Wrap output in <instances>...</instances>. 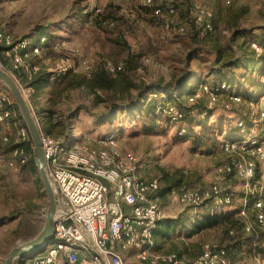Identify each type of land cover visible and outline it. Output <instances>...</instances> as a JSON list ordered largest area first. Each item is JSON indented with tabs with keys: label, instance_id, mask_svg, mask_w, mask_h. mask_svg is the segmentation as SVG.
<instances>
[{
	"label": "rangeland",
	"instance_id": "1",
	"mask_svg": "<svg viewBox=\"0 0 264 264\" xmlns=\"http://www.w3.org/2000/svg\"><path fill=\"white\" fill-rule=\"evenodd\" d=\"M195 3L212 9L213 32L203 34L196 26L192 14ZM176 5L178 12L173 19L185 25L183 33L168 31L160 20L152 21L153 17L145 15V9L137 0H0V29L11 32L17 38L34 39L39 36L37 28L47 29V37L58 46L45 47L40 55L31 56L28 63L50 71L73 65L83 57L89 58L94 66L105 62L121 63L127 55L116 43V38L121 36L132 52L141 55L136 70L137 80L169 81L185 73L184 69L191 76L193 74L184 89L187 94L199 87L201 78L207 84L212 83L215 76L211 75V68L217 61L216 57H221L224 62L232 58L234 52L239 55L240 46L248 49L246 37L232 41L230 36L234 29H251L258 33L264 27V5L259 0H188L183 8L176 0ZM86 8L94 16L112 15L116 24L110 26L109 32L98 28L94 19L83 17ZM190 51L193 55L188 56ZM109 97L104 92L95 96L85 90H73L61 96L60 110L74 115L64 138L65 143L82 141L96 146L99 137L113 134L117 147L136 154L141 175L160 180L163 190L159 195L168 193L162 200L165 207H169V214L178 216L185 213L190 220H200L206 208L181 204L176 196L183 189H202L211 185L214 169L229 160L221 150L220 141L226 136H235L238 122L244 120L247 113L234 103L233 107L238 108L240 113L232 114L223 109L229 100L224 94L219 97L220 103L213 115L198 118L192 126L189 124L192 138L188 137V133L186 137L179 135L180 123H166L165 120L158 123L153 133L144 134L142 126L150 121L147 113L109 108L102 100ZM9 134L12 140L16 139L14 126H11ZM203 134L209 137L207 145L192 143V139ZM14 181L17 182L16 191L10 193L6 190L0 197V264H5L13 246L31 240L40 232L48 207V198L44 201L39 197L30 176L14 177ZM223 185L233 189L236 195L233 205L222 211L220 217L236 208L243 195L242 180L227 178ZM188 225L190 229L192 226ZM178 230L180 228L171 232L172 236L164 241L163 248L184 249L188 259L197 257L205 243L222 244L219 226L199 230L190 236H181ZM262 258L264 253L243 252L238 261L230 262L260 264L258 259ZM127 261V264H138V260L131 256L127 257Z\"/></svg>",
	"mask_w": 264,
	"mask_h": 264
},
{
	"label": "built area",
	"instance_id": "2",
	"mask_svg": "<svg viewBox=\"0 0 264 264\" xmlns=\"http://www.w3.org/2000/svg\"><path fill=\"white\" fill-rule=\"evenodd\" d=\"M259 1L264 5V0ZM139 2L152 5L154 0ZM177 12L176 7L168 4L154 7L151 14L163 20L168 31L183 33L185 25L173 19ZM192 14L203 34L214 31V14L210 7L195 3ZM262 37L264 39V29ZM46 44L58 46L46 36L35 41L16 38L11 32L0 29L1 54L7 58L6 63L0 59V65L15 77L28 98L31 88L23 85L18 72L23 67L29 75L36 72L38 67L30 66L28 60L32 55L41 54ZM250 47L257 54H264V42L253 40ZM105 66L115 74L122 68V63L105 62ZM94 67L89 58L83 57L57 71L71 69L89 77ZM228 88L226 82L217 85L201 82L185 99L192 104L207 95V105L213 108L220 103L219 97L224 95L221 92ZM227 96L226 109L231 108L232 103L242 102L240 95L232 93ZM156 110L174 120L183 116L173 102H164ZM248 118L251 127L248 128L242 119L237 124L239 137L222 140L221 150L230 159L214 169L211 185L202 189H183L176 199L194 208L204 206L211 215L221 213L233 205L236 195L233 189L223 185L224 180L238 178L243 181L239 215L245 219V230L264 233V94L251 102ZM22 121L11 93L0 89V141L7 143L10 140L11 126L16 129L18 141L31 140ZM98 142L96 146L82 141L67 144L41 130L48 175L59 193L58 214L52 239L42 249L26 256L24 263L127 264L124 251L136 249L135 257L143 264H231L227 249L213 243L203 244L200 254L191 260L173 252H158L155 229L165 218L159 201L160 180L141 175L136 154L117 147L113 134L99 137ZM29 158L25 148L17 146L8 159L0 156V169L18 168ZM258 260L264 264V258Z\"/></svg>",
	"mask_w": 264,
	"mask_h": 264
},
{
	"label": "trees",
	"instance_id": "3",
	"mask_svg": "<svg viewBox=\"0 0 264 264\" xmlns=\"http://www.w3.org/2000/svg\"><path fill=\"white\" fill-rule=\"evenodd\" d=\"M171 1L172 2H170V0H154L152 5H143L140 2L139 3L142 8L145 9V15L151 17L152 9L157 6L164 7L168 4H172L178 10L176 1ZM83 17L94 19L95 26L108 32L110 31L108 30L110 29V26L116 24L115 18L110 14H102L101 16L98 14L97 16H94V13L91 10H88L86 13L83 11ZM152 17V21L160 20L164 22L154 16ZM37 29L39 36L36 39L31 37L20 38H31L36 41L40 36L47 37V33H49L47 29ZM260 29L261 32L258 33L251 29L246 31L234 29L230 36L232 41L246 37L248 40V49L244 50V48L240 46L241 53L237 55L234 52L232 58L225 60L224 62L221 60V57H216L217 61L211 68V75L215 76L212 79L211 85L226 82L229 85V88L222 91V94L227 95L234 93L242 97V102L235 104L242 107V112L247 113L244 120L248 128L251 127V122L248 118L250 104L264 94V54H257L250 47V42L253 40L264 42L262 37L264 27ZM116 43L121 45L122 49L127 52V55L124 61L121 62L122 68L115 74L108 71L105 63L96 65L92 75L89 77L71 69L61 72L50 71L43 66H40L39 69L31 75L27 73L24 67L18 72V77L22 79L23 85L27 88H31V94L29 96L30 104L43 132L56 139L64 141V138L71 128L70 122L74 115H67V112L63 113V111L60 110L61 96H63L64 93H69L73 90H85L95 96H98L101 92L107 93L110 96L109 99L102 100L109 108L112 107L117 110L123 109L125 112L135 110L143 113L145 111L150 121L149 123L144 122L142 126V133L144 134L153 133L158 126V123L165 120L166 123H180L181 125L178 128L179 135L181 137H186L185 135L188 133V137L192 138V136L189 135L191 131L189 124H193L200 117H210L217 109V106L213 108L208 107L207 95L195 103H187L185 96L189 93L185 94L184 89L187 87L193 74L191 76L189 72H186L187 70L183 69L185 73H182L169 81L158 80L147 82L144 80H137L136 70L139 66L138 60L141 55L132 52L128 42L125 39H122L121 36L116 38ZM47 46L50 45L46 44V47ZM1 49L0 46V59L6 63L7 58L1 55ZM38 55L40 54L32 56ZM189 55H193V51H190L188 53V56ZM30 60L31 59L29 58L28 62ZM29 65L33 66L34 63H30ZM201 79L200 83L206 82L203 78ZM153 94H156L157 96L153 97ZM164 102H173L182 111V118L174 120L170 115L163 112H157L156 109L158 105ZM223 109L232 114L240 113V110L236 107L234 108L233 105L229 109ZM140 113H138V115ZM102 117L106 118L105 116ZM22 122L26 125L24 121ZM235 131V136H226L225 138L227 140H233L239 137L240 130L238 126ZM208 139L209 137L206 136V134H203L202 136H197L192 139V143L198 146H205L207 145ZM220 142L222 144V141ZM17 146L25 148L30 154V158L26 164H23L18 168L5 167L0 169V197L6 193V190L8 192L10 191V193L16 191L17 182L14 181V177L20 178L23 175H28L31 177L34 185L33 187L36 189L39 197L45 201L47 195L33 157L32 140L21 142L18 141L16 137V139L13 140L10 138L7 143H2L0 141V156L8 159L12 150ZM162 190L163 189H160V192ZM240 208L241 205H236V208L230 213L223 215V217H220L221 213L211 215L205 209L204 213L200 215V220L198 221L190 220L188 214L181 213L175 218L161 220L159 222L161 226H157L158 228L155 229V235L161 236V238H169L171 236L169 233L180 228L178 231L181 236H183V234L190 236L199 230L219 226L222 231V244L219 245L224 246L227 249L230 261H238L243 252L255 255L258 253L263 254L264 235L261 232L249 233L245 230L246 222L245 219L239 215ZM188 224L192 226L190 229ZM177 255L181 257L179 254ZM23 261L24 258H21L18 260L17 264H24Z\"/></svg>",
	"mask_w": 264,
	"mask_h": 264
},
{
	"label": "water",
	"instance_id": "4",
	"mask_svg": "<svg viewBox=\"0 0 264 264\" xmlns=\"http://www.w3.org/2000/svg\"><path fill=\"white\" fill-rule=\"evenodd\" d=\"M0 84L13 96L20 115L25 122L33 143V157L48 198V207L43 228L31 240L13 246L7 254L5 264H17L18 260L42 249L53 237L54 224L58 214L59 193L48 175L44 150L41 145V127L30 100L24 94L15 77L0 65Z\"/></svg>",
	"mask_w": 264,
	"mask_h": 264
},
{
	"label": "crops",
	"instance_id": "5",
	"mask_svg": "<svg viewBox=\"0 0 264 264\" xmlns=\"http://www.w3.org/2000/svg\"><path fill=\"white\" fill-rule=\"evenodd\" d=\"M174 1H176V0H174ZM177 1H179L182 5V8H183V5H185V3H187L188 2V0H177ZM170 2H172L171 0H170ZM213 20H214V18H213ZM2 55V54H1ZM3 56V55H2ZM207 187V186H206ZM163 187H161V189H162ZM202 188H205L204 186L202 187ZM160 194V193H159ZM166 195H168V193H166ZM166 195H159V201H160V203H161V206L163 207V209H164V212H165V218L164 219H166V218H175V217H177L176 215L177 214H175V215H173V214H169V212H167V210L169 209V207L167 208V207H165V204H164V202H163V197L164 196H166ZM239 199H241V197L239 198ZM241 205V202L239 201V206ZM170 210H171V207H170ZM159 226H161V224H158V227ZM157 227V228H158ZM171 236H172V234L171 233H169ZM155 240H156V243H157V247H156V250L158 251V252H161V253H166V252H176L177 254H179L182 258H184V259H187V260H191V259H188L186 256H187V252L184 250V249H181V248H171V249H169V250H171V251H169V250H165L164 248H163V243H164V241H166V240H168V238H161V236H157V235H155ZM135 252H136V249H129V250H126V251H124V256H125V258H126V261H127V257L128 256H131V258L133 257V258H135L136 259V257H135ZM136 260H138V259H136ZM128 262V261H127ZM138 262V264H143L142 262H140L139 260L137 261Z\"/></svg>",
	"mask_w": 264,
	"mask_h": 264
},
{
	"label": "bare ground",
	"instance_id": "6",
	"mask_svg": "<svg viewBox=\"0 0 264 264\" xmlns=\"http://www.w3.org/2000/svg\"><path fill=\"white\" fill-rule=\"evenodd\" d=\"M25 94L27 95V93L25 92Z\"/></svg>",
	"mask_w": 264,
	"mask_h": 264
}]
</instances>
